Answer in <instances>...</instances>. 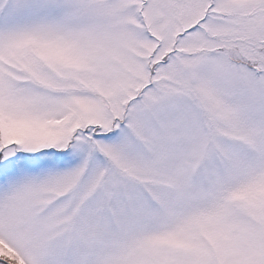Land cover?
Listing matches in <instances>:
<instances>
[{
    "label": "snow or ice",
    "instance_id": "obj_1",
    "mask_svg": "<svg viewBox=\"0 0 264 264\" xmlns=\"http://www.w3.org/2000/svg\"><path fill=\"white\" fill-rule=\"evenodd\" d=\"M0 264H264V0H0Z\"/></svg>",
    "mask_w": 264,
    "mask_h": 264
}]
</instances>
